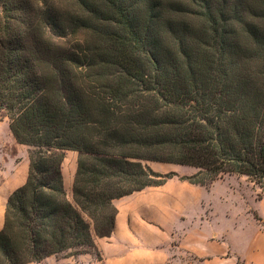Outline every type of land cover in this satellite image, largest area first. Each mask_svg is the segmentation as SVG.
<instances>
[{"label":"trees","instance_id":"obj_1","mask_svg":"<svg viewBox=\"0 0 264 264\" xmlns=\"http://www.w3.org/2000/svg\"><path fill=\"white\" fill-rule=\"evenodd\" d=\"M2 115L30 166L0 264L90 249L107 264L95 236L115 230V201L179 176L148 161L264 185V0H0Z\"/></svg>","mask_w":264,"mask_h":264},{"label":"rangeland","instance_id":"obj_2","mask_svg":"<svg viewBox=\"0 0 264 264\" xmlns=\"http://www.w3.org/2000/svg\"><path fill=\"white\" fill-rule=\"evenodd\" d=\"M71 154V152H65L62 163L64 183L65 180L71 183L65 185L70 198L72 197V183L77 168L76 155L75 153L74 155ZM147 163L162 173L175 171L178 173L179 178L194 175L199 170L192 166H175L172 165L173 163L153 161ZM29 166V146L16 140L10 129L8 118L3 115L0 116V230L3 227L8 197L15 189L26 182ZM211 185L214 186L210 192L207 190L202 193L198 190L193 191L196 199L201 197L203 200L201 213L204 224L203 230L211 233L201 239L200 247L204 253L199 257L200 264H219L208 261L210 255H206L208 248L216 250L218 247L217 241L220 238L216 234H226L231 253L235 257L242 256L237 263L236 261H227L225 264H262V261H264V185L256 184L245 175L236 174H224ZM131 198L116 200L115 204L118 211L123 212L130 203ZM198 205L199 203H195V207H197L193 208V215L198 211L196 210L199 209ZM181 225L178 221L176 225L178 230ZM170 235V243L174 246L176 252H179V250H182L179 247L181 240L174 232ZM89 251L91 252L74 255V251H68L50 256L40 263L27 264H100L95 250L90 249ZM251 252L252 254L259 253L258 260L252 259ZM178 254L181 256L180 259L175 254V256H170L169 259L163 258L161 263H155L157 257H154L152 263H150L151 259L148 258L144 264H189L195 257L186 252ZM142 258L145 259L146 257L143 256ZM134 259L135 257L129 258L127 264H133Z\"/></svg>","mask_w":264,"mask_h":264},{"label":"crops","instance_id":"obj_3","mask_svg":"<svg viewBox=\"0 0 264 264\" xmlns=\"http://www.w3.org/2000/svg\"><path fill=\"white\" fill-rule=\"evenodd\" d=\"M67 152H71V155L75 153L78 158L76 151L67 150ZM172 165L185 167L179 164ZM66 184L71 183L65 180ZM213 186L192 184L175 176L163 185L146 187L120 198L132 197L125 210L118 211L112 235L95 238L97 248L105 262L107 264H127L129 258L135 257L133 264H144L148 258L152 263L154 257H157L155 263H161L163 258L169 259L175 254L180 259L181 256L178 253L186 252L195 256L189 264H200L199 257L204 253L200 247L201 239L211 233L203 230L201 214L203 200L201 197L196 199L193 191L198 190L202 193L207 190L210 192ZM195 203H199V209H196L198 211L193 215V208L197 207ZM178 221L182 224L179 230L176 226ZM172 232L177 234L181 240L179 247L182 250L179 252H176L170 243ZM216 235L220 238L217 241L218 247L216 250L208 248L206 252V255H210L208 261L219 264H225L227 261L237 263L242 256L235 257L231 253L226 239L227 235ZM143 256L146 260L142 258ZM251 257L258 260L259 253L252 254L251 252Z\"/></svg>","mask_w":264,"mask_h":264}]
</instances>
